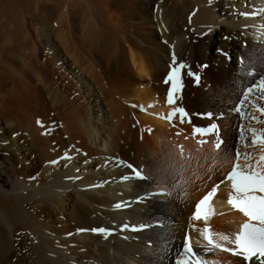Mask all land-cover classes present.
Returning a JSON list of instances; mask_svg holds the SVG:
<instances>
[{"label":"bare ground","instance_id":"obj_1","mask_svg":"<svg viewBox=\"0 0 264 264\" xmlns=\"http://www.w3.org/2000/svg\"><path fill=\"white\" fill-rule=\"evenodd\" d=\"M173 57L199 81L182 69L168 103ZM242 57L261 67L264 0H0V264H259L225 250L256 223L232 164L264 175V89L232 110L260 79ZM211 123L230 156L194 133Z\"/></svg>","mask_w":264,"mask_h":264},{"label":"snow or ice","instance_id":"obj_2","mask_svg":"<svg viewBox=\"0 0 264 264\" xmlns=\"http://www.w3.org/2000/svg\"><path fill=\"white\" fill-rule=\"evenodd\" d=\"M249 15V14H245ZM221 54L227 56L226 53H223V50H220ZM230 59V57H228ZM244 61L245 67L243 69V73L245 76H259L260 79L257 81L258 87L253 85L251 87H244L243 77L241 78L242 84L237 88V96L239 97L238 103L235 105L233 111L240 113L241 108H243L246 104H251L254 107L256 106L250 99V96L253 92L259 91L260 89H264V57L261 58L260 64L261 67L259 69L256 68L255 63L250 61L248 57L239 58ZM174 64L170 65V70L166 75V82H171V87L167 94V102L173 103V93L178 86V77L177 73H179L185 67H188L187 74L194 79V82L199 81V74L191 71L190 66H186L184 64H179L175 66V57H173ZM251 69V70H250ZM261 99H264V95L261 96ZM151 106V105H150ZM141 110H143L141 108ZM262 113H264V107H259ZM176 113H180L181 117L184 115V110L181 108H176L172 112L168 113L166 118L171 120ZM208 118H212L213 114H206ZM222 116V114H221ZM38 124L41 122L38 120ZM194 133H199L201 136L207 134H215L217 137V146L220 148L226 149L229 156L231 155L230 150H228L224 146L223 140L219 137L217 125L215 123H211L206 128H195L193 129ZM253 143H256L254 140ZM261 143H264V139L261 140ZM247 158V154H245V159ZM261 160H264V156L260 157ZM237 160H239V153H237ZM59 161H49L48 163L57 164ZM130 168L134 169V166L128 165ZM240 165L238 163L232 164V170L228 173L227 179L232 182V188L235 192V199H233L232 193L229 194V203L233 204L235 207H238L239 210L247 217L249 220L256 221V223L245 222L241 225V230L235 235L234 241H230L235 244V248L233 249H225L228 251H232L234 255L241 256L244 261H251L254 257L259 260V264H264V198L258 199L256 196L251 195L256 187H259L261 190H264V175L255 176L253 174H245L243 171H238ZM244 167H249L248 165H244ZM142 170H134V174L136 177L143 179ZM215 188L213 189V192ZM211 195V193L209 194ZM208 196H205L198 204H197V214L195 215V219H200L199 210L202 205H204ZM120 205H117L119 207ZM78 231H88L84 229H80ZM93 233H105L106 229L101 228H93L90 229ZM209 230L206 228L204 230L207 233ZM204 239L208 241L209 244H213L214 247H220L219 244H216L211 236L205 235ZM220 239L224 241H229V237L223 234H220ZM185 251H189V249L185 246ZM176 264H186L184 260L176 261Z\"/></svg>","mask_w":264,"mask_h":264},{"label":"rangeland","instance_id":"obj_3","mask_svg":"<svg viewBox=\"0 0 264 264\" xmlns=\"http://www.w3.org/2000/svg\"><path fill=\"white\" fill-rule=\"evenodd\" d=\"M240 129V128H239ZM0 157H2V153L0 152ZM6 161L4 158L2 159ZM8 169V170H7ZM0 175L3 177L2 180H5L4 182L7 183L9 179V164L5 162L1 167H0ZM8 178V179H7ZM201 259L202 257L199 256Z\"/></svg>","mask_w":264,"mask_h":264}]
</instances>
